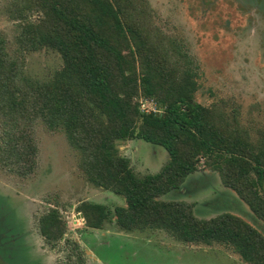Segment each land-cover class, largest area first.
Segmentation results:
<instances>
[{"label": "trees", "instance_id": "trees-1", "mask_svg": "<svg viewBox=\"0 0 264 264\" xmlns=\"http://www.w3.org/2000/svg\"><path fill=\"white\" fill-rule=\"evenodd\" d=\"M145 1L11 0L15 48L0 36V165L23 178L39 169L42 121L67 134L89 182L126 201L114 209L82 202L88 228L163 230L179 242L225 246L246 264H264V234L248 221L233 213L202 219L192 203L162 199L204 160L264 222V127L254 139L238 111L198 101V66L180 41L153 24ZM45 49L59 53L63 66L35 80L26 73L28 54ZM141 97L160 110L142 111ZM134 139L168 151L161 171L139 175L121 155L118 143ZM39 228L55 247L67 229L60 209L44 212ZM72 245L77 262H85L79 243Z\"/></svg>", "mask_w": 264, "mask_h": 264}, {"label": "rangeland", "instance_id": "rangeland-1", "mask_svg": "<svg viewBox=\"0 0 264 264\" xmlns=\"http://www.w3.org/2000/svg\"><path fill=\"white\" fill-rule=\"evenodd\" d=\"M11 0H0V36L15 48L17 23ZM154 25L180 41L198 66L202 90L198 101L217 103L228 113L238 111L241 124L257 139L264 127V0H146ZM63 66L53 50L28 54L26 73L45 81ZM144 112H157L153 100L141 97ZM39 169L23 178L0 165V253L13 264H246L232 249L177 241L163 230L127 233L116 224L96 230L86 226L78 208L84 201L111 209L125 205L123 197L89 182L81 168V153L67 134L36 124ZM139 175L153 174L169 161L168 151L144 140L118 143ZM191 175L180 190L162 197L194 205L197 217L209 219L233 213L264 234V222L244 200L227 188L220 174L205 168ZM59 208L66 233L55 247L42 236L39 217ZM79 243L85 262L79 263ZM25 253L28 257H25Z\"/></svg>", "mask_w": 264, "mask_h": 264}, {"label": "flooded vegetation", "instance_id": "flooded-vegetation-1", "mask_svg": "<svg viewBox=\"0 0 264 264\" xmlns=\"http://www.w3.org/2000/svg\"><path fill=\"white\" fill-rule=\"evenodd\" d=\"M25 257H28L27 253H25ZM18 262L19 263H17V264H21L20 263L21 261H18ZM0 264H13V263L10 260H9V262H6L5 258L0 253Z\"/></svg>", "mask_w": 264, "mask_h": 264}]
</instances>
